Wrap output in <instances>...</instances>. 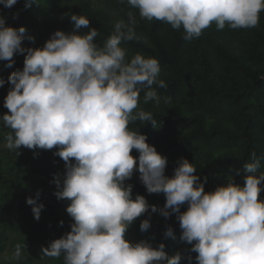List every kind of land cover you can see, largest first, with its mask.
<instances>
[{"label": "clouds", "instance_id": "1", "mask_svg": "<svg viewBox=\"0 0 264 264\" xmlns=\"http://www.w3.org/2000/svg\"><path fill=\"white\" fill-rule=\"evenodd\" d=\"M123 2V0H121ZM17 0H0L11 8ZM36 0H25V7ZM138 9L141 18L183 28L191 40L215 23L218 30L258 25L264 0H127ZM114 25L103 47L95 38V28L86 34L57 30L43 48L22 46L26 29L6 26L0 17V61L14 64V54H24L23 70L11 73L2 119L11 129L6 147L17 151L58 149L54 155L66 162L62 187L55 195L70 201L66 211L74 223L71 231L53 241L42 253L49 258L64 257V264H180L181 255L169 258L164 244L157 248L146 241L126 239L130 225L149 210L144 196L132 198V186L125 181L138 171L149 194L163 193L166 203L160 213L169 217L179 213L180 239L192 244L198 264H264V174L257 175L260 160L252 153V162L244 165V184L230 181L212 192L195 175L196 169L185 158L179 160L174 175L165 176L167 158L149 145L147 137L128 128L139 119L157 127L150 112L138 110L139 93L144 102L159 97L154 84L160 65L155 58L136 54L130 61L120 46L136 38L135 19ZM74 29L88 28L90 20L72 14ZM4 81L0 79V86ZM135 149L138 158L131 155ZM75 161L72 163V161ZM37 192V197H39ZM34 218L39 220L43 204L29 197ZM187 210L180 213V207ZM151 211L157 208L151 206ZM63 223V222H61ZM150 227L145 219L141 231ZM166 236H172L169 228ZM21 244L15 257L21 256Z\"/></svg>", "mask_w": 264, "mask_h": 264}, {"label": "trees", "instance_id": "2", "mask_svg": "<svg viewBox=\"0 0 264 264\" xmlns=\"http://www.w3.org/2000/svg\"><path fill=\"white\" fill-rule=\"evenodd\" d=\"M129 13L135 19L136 38L122 41L120 46L129 61L136 54L157 59V80L166 87L152 86L159 103H145L144 91L139 93L138 110L150 112L157 127L137 119L128 128L146 135V142L167 158L165 176L171 178L179 160L185 158L195 167L194 174L204 184L205 192L230 181L242 186L244 165L252 162L253 152L260 160L256 174H264V10L259 13L256 27L232 29L226 25L218 30L212 23L199 37L187 40L182 27L173 29L168 23L141 18L127 0H36L29 7H25V0H17L11 8L0 4V17L6 26L24 27L22 46L34 49L43 48L57 30L86 34L92 28L99 33L94 42L103 47L116 22L128 23ZM72 14L89 19L88 28L75 30ZM25 55L14 54L12 67L0 61V79L4 81L0 86V117L9 111L4 107L13 87L8 78L12 72L23 70ZM4 131L9 133L11 129L0 119V136ZM56 151L54 147L40 153L20 152L15 162L8 155H0V252L5 248L4 234L13 232L23 246L21 251L31 261L52 259L64 264L63 255L49 258L41 251L69 233L74 223L55 195L56 180L62 187L66 174V162L54 155ZM131 155L138 158L139 153L133 149ZM139 176L134 171L126 185L132 186L133 199L144 196L150 207L129 228L144 234L153 248L163 243L169 258L179 253L180 264H198L192 244L180 239L179 213L169 210L165 218L159 211L166 203L165 195L149 194ZM29 197L37 205H44L39 220L34 218L33 206L26 203ZM258 199L264 200V191ZM151 206L157 211L152 212ZM187 207L186 203L182 205L180 213ZM145 219L150 227L141 231ZM169 228L173 233L170 237L165 235ZM0 264L30 262L0 260Z\"/></svg>", "mask_w": 264, "mask_h": 264}, {"label": "rangeland", "instance_id": "3", "mask_svg": "<svg viewBox=\"0 0 264 264\" xmlns=\"http://www.w3.org/2000/svg\"><path fill=\"white\" fill-rule=\"evenodd\" d=\"M8 133L7 131H4V133L2 134V136H0V155H8L11 159L12 162H15L17 160V158L21 153H27V152H35V153H40L42 152L44 149H28L24 146H21L17 151L19 152V155L17 154L16 151L10 150L6 147V137H7ZM125 181V185H126ZM127 186V185H126ZM60 190L59 188H57L55 190V193ZM57 198V196H56ZM61 207L66 208L68 207V205L70 204V201L67 199H58ZM0 231H1V226H0ZM3 233V232H1ZM4 235H6V243H5V248L3 249V251L0 252V260L3 262H19V261H26L28 260L30 262V264H56V262L52 259H46V260H42V261H37V260H30L28 258V255L23 253L21 251V256L19 258H16L14 253H15V248L16 245L19 244L18 240L19 237L18 235L14 234L13 232H6ZM126 239L128 241H130L131 243H138L140 241H145L146 240V236L140 232H137L135 230H132L130 228H128L127 233H126Z\"/></svg>", "mask_w": 264, "mask_h": 264}]
</instances>
